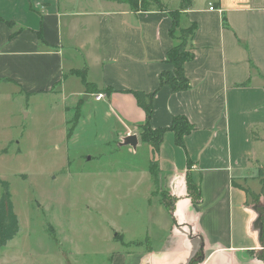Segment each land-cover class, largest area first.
<instances>
[{
  "label": "crops",
  "instance_id": "obj_1",
  "mask_svg": "<svg viewBox=\"0 0 264 264\" xmlns=\"http://www.w3.org/2000/svg\"><path fill=\"white\" fill-rule=\"evenodd\" d=\"M157 1L0 0V83L27 95L68 90L83 97L80 113L89 103L103 109L113 125L101 129L113 130L117 143L137 135L146 159L132 170L152 182L149 229L143 240L116 232L113 239L128 249L115 251L110 264H264V0H178L175 9ZM171 10L179 28L196 25L193 58L184 63L189 87L176 92L159 82L161 72L172 71ZM74 71H83L85 82ZM133 90L154 93L153 129L169 127L177 115L188 119L183 147L166 130L151 154L139 138L145 113ZM149 158L158 164L157 188ZM187 174L200 188L196 202ZM160 192L173 198L171 211Z\"/></svg>",
  "mask_w": 264,
  "mask_h": 264
},
{
  "label": "rangeland",
  "instance_id": "obj_2",
  "mask_svg": "<svg viewBox=\"0 0 264 264\" xmlns=\"http://www.w3.org/2000/svg\"><path fill=\"white\" fill-rule=\"evenodd\" d=\"M78 97L68 90L27 95L0 83V180L9 183L18 218L0 264H110L115 251L128 249L116 232L146 237L152 182L132 170L145 150L136 149L138 156L118 146L115 132L101 129L113 125L103 109L89 103L81 114Z\"/></svg>",
  "mask_w": 264,
  "mask_h": 264
},
{
  "label": "trees",
  "instance_id": "obj_3",
  "mask_svg": "<svg viewBox=\"0 0 264 264\" xmlns=\"http://www.w3.org/2000/svg\"><path fill=\"white\" fill-rule=\"evenodd\" d=\"M126 1L137 7V0H117ZM157 1V0H156ZM186 1V0H183ZM144 0H141V3ZM159 3V1H157ZM159 7L162 5L159 3ZM170 15L172 18V26L170 29V35L175 40L174 45L168 50L166 54V60L172 65V71H163L159 75L160 85H168L169 88L176 91H183L189 87V82L184 73V63L193 58V52L189 46V38L191 37L196 25L195 23L190 24L185 28H179L178 24V11L171 10ZM73 73L79 75L85 82L83 71H74ZM95 93H99L95 88L93 90ZM113 90L106 89L107 95ZM136 99L137 105L141 107L145 113V119L142 123L138 124L139 138L142 142L147 143L151 147V154H154L158 150L163 134L166 130H172L175 134L176 144L183 147V138L192 129L191 123L183 115L174 116L171 125L167 128H155L150 126V118L152 115V99L153 92L145 93L140 90L131 91ZM68 136L72 135V128H69ZM74 131V126H73ZM148 170L153 178V182L158 187V164L152 158L148 161ZM259 178L262 185L261 193H264V167L259 170ZM0 185L3 187V191L0 195V247L5 245L10 241L18 230V218L13 209V203L11 200V193L9 191V183L5 180H0ZM187 193L193 202L200 200V188L197 183H195L189 174L186 176ZM158 190V189H157ZM247 194L252 196V199L256 201L259 194H254L250 190H246ZM162 196V201L169 211L172 210V197L166 192H160Z\"/></svg>",
  "mask_w": 264,
  "mask_h": 264
},
{
  "label": "water",
  "instance_id": "obj_4",
  "mask_svg": "<svg viewBox=\"0 0 264 264\" xmlns=\"http://www.w3.org/2000/svg\"><path fill=\"white\" fill-rule=\"evenodd\" d=\"M138 144V138L136 134H126L121 138V140L117 143L118 146H130L133 150L136 149ZM263 202H264V196H263ZM264 205V203H263ZM264 221V220H263ZM261 223V221L259 222ZM262 249H264V241L262 244Z\"/></svg>",
  "mask_w": 264,
  "mask_h": 264
},
{
  "label": "flooded vegetation",
  "instance_id": "obj_5",
  "mask_svg": "<svg viewBox=\"0 0 264 264\" xmlns=\"http://www.w3.org/2000/svg\"><path fill=\"white\" fill-rule=\"evenodd\" d=\"M258 210H259V213H260V220H261V229H262V237H261V240L262 242L264 241V205L263 203L262 204H259V207H258ZM263 251L262 252H259V254L261 255V257L264 259V249H262Z\"/></svg>",
  "mask_w": 264,
  "mask_h": 264
},
{
  "label": "built area",
  "instance_id": "obj_6",
  "mask_svg": "<svg viewBox=\"0 0 264 264\" xmlns=\"http://www.w3.org/2000/svg\"><path fill=\"white\" fill-rule=\"evenodd\" d=\"M210 9H212V6H210ZM101 97H102V95H101V94H98L95 98H96L97 100H99Z\"/></svg>",
  "mask_w": 264,
  "mask_h": 264
}]
</instances>
